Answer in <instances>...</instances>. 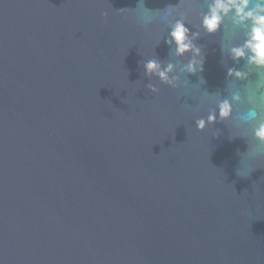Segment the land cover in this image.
Masks as SVG:
<instances>
[{
  "label": "water",
  "instance_id": "1",
  "mask_svg": "<svg viewBox=\"0 0 264 264\" xmlns=\"http://www.w3.org/2000/svg\"><path fill=\"white\" fill-rule=\"evenodd\" d=\"M209 2L0 0V264H264V144L239 119L252 105L196 130L205 92L257 79L227 77L246 70L227 51L244 33L226 19L206 34ZM181 14L195 75L165 43Z\"/></svg>",
  "mask_w": 264,
  "mask_h": 264
},
{
  "label": "clouds",
  "instance_id": "2",
  "mask_svg": "<svg viewBox=\"0 0 264 264\" xmlns=\"http://www.w3.org/2000/svg\"><path fill=\"white\" fill-rule=\"evenodd\" d=\"M121 13L123 9L119 10ZM147 11V10H146ZM175 11L174 6L169 5L165 10L164 18L170 16ZM103 16L107 17L104 12ZM226 19H230L234 27L243 30V40L238 44H231L228 48V55L234 63L241 60L245 62V69L235 67L227 69V77L235 80L248 81L252 72L256 74V81H249L242 90L230 91L228 97L220 98L219 94H203L202 102H212L214 107L208 111L206 117L201 116L196 119V130L203 131L209 124H214L217 119L220 121H231L234 106L243 104L245 101L252 105L247 112L239 119L245 122L255 121L253 136L264 144V0H210L208 11L200 18V27L208 35H213L220 31ZM186 15L181 14L179 19L170 23L169 38L165 41L169 46L175 45L174 55L184 56L192 53V58L184 65L180 71L195 75L198 71L203 72L204 59L201 49L194 44V39L199 33H190L185 24ZM197 57H200L197 59ZM176 68L172 62L162 65L157 59H149L144 63L145 73L149 76H157L161 83L173 88L179 86V76L171 75ZM203 82V81H201ZM151 91L158 93L159 89L149 86ZM234 85H230V88ZM239 174V173H238Z\"/></svg>",
  "mask_w": 264,
  "mask_h": 264
}]
</instances>
